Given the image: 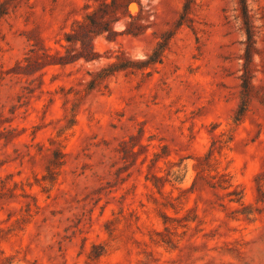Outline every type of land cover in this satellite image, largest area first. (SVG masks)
<instances>
[{
  "label": "rangeland",
  "instance_id": "1",
  "mask_svg": "<svg viewBox=\"0 0 264 264\" xmlns=\"http://www.w3.org/2000/svg\"><path fill=\"white\" fill-rule=\"evenodd\" d=\"M117 1L0 0V264H264V0Z\"/></svg>",
  "mask_w": 264,
  "mask_h": 264
},
{
  "label": "trees",
  "instance_id": "2",
  "mask_svg": "<svg viewBox=\"0 0 264 264\" xmlns=\"http://www.w3.org/2000/svg\"><path fill=\"white\" fill-rule=\"evenodd\" d=\"M240 6H241V15L238 17H241L243 19V23L245 25L246 31L249 35V38L253 37V31H252V15L250 14L249 6H248V0H238ZM118 1L112 0L111 3H105L104 6L106 8H110L112 6H117ZM133 18H136V16L132 15ZM99 19V13L98 11H94L91 13H87L85 18L83 20H75L73 23V32L66 33L67 41H69V44H63V47L65 48L66 52L62 54L60 50L56 51L55 55V61L54 63H61V64H67L77 61L80 57L84 56L85 54L79 53L78 55H75L72 53V46L73 44L78 43L79 41L82 42V44H85V41L89 40V43L91 45V48L93 49V38L99 34H102L105 30L110 31L111 27V21H106L104 24H102V21ZM104 25V26H103ZM94 29L90 30L89 29ZM81 29H85L86 33L82 34ZM86 59L91 60L92 58L90 56H84Z\"/></svg>",
  "mask_w": 264,
  "mask_h": 264
}]
</instances>
